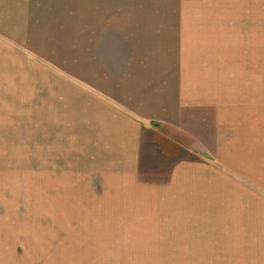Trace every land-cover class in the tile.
<instances>
[{"label":"rangeland","instance_id":"374dc122","mask_svg":"<svg viewBox=\"0 0 264 264\" xmlns=\"http://www.w3.org/2000/svg\"><path fill=\"white\" fill-rule=\"evenodd\" d=\"M78 23H197L213 30L212 49L228 53L225 125L227 131L235 129L225 141L229 153L236 154L230 153L235 163L230 156L223 157L225 149L212 157L182 152L180 159L197 163L199 170L187 173L186 177L193 176L179 189L171 187L170 174L166 177L159 169L139 172L137 184L117 181L78 148L75 125L63 154H51L56 150L45 138L44 75L35 71L32 133H9L7 139L0 133V222L4 218L15 227L6 236L5 248L14 249L4 252L6 258L10 264H213L210 255L222 253L205 251L206 246L230 237L164 236L163 230L155 229L141 235L121 236L118 231L111 235L102 224L121 212L155 215L213 211L215 206L243 211L248 219L252 211L257 219L264 215V0H32V59L39 67L49 68L63 57L75 70ZM71 71L69 77L75 79ZM174 150L177 157L181 150ZM170 197L192 201L175 202ZM219 221L209 222L215 228ZM97 222L100 230L94 229ZM260 228L253 231L263 232ZM77 246L82 250L67 248Z\"/></svg>","mask_w":264,"mask_h":264},{"label":"crops","instance_id":"0c3cea01","mask_svg":"<svg viewBox=\"0 0 264 264\" xmlns=\"http://www.w3.org/2000/svg\"><path fill=\"white\" fill-rule=\"evenodd\" d=\"M196 24L78 23L80 46L71 71L63 57L49 68L39 67L32 59V0H0L3 139L10 138L9 133H32V87L36 85L32 74L38 71L44 75L45 138L56 150L51 154H63L75 125L78 148L91 154L94 164L113 173L117 181L137 184L139 172L159 169L166 177L170 174V186L179 189L192 178L186 177L187 173L199 170L197 163L180 159L182 152L212 157L225 149L223 157L228 159L231 152L225 140L235 129L227 131L225 125L229 113L228 53L214 51L213 30ZM70 71L75 79L69 77ZM171 145L181 150L177 157ZM229 161L235 163L231 156ZM150 199L153 197L143 198ZM170 200L192 201L182 197ZM218 209L160 211L155 215L121 212L102 225L106 233L118 231L121 236L147 234V229L176 237L222 234L230 238L205 248L222 253L210 255L213 264H264V215L257 219L252 211L248 219L243 211ZM1 219L0 264H10L4 254L12 250L5 248L6 236L15 227ZM213 219L220 220L215 228L209 222ZM100 226L97 222L94 229L100 230ZM258 227L263 232L253 231ZM19 228L16 226L17 244Z\"/></svg>","mask_w":264,"mask_h":264}]
</instances>
